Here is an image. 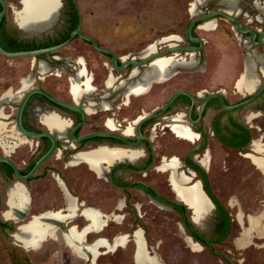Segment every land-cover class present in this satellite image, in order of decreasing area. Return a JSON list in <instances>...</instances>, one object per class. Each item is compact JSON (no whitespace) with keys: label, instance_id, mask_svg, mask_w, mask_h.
<instances>
[{"label":"flooded vegetation","instance_id":"obj_1","mask_svg":"<svg viewBox=\"0 0 264 264\" xmlns=\"http://www.w3.org/2000/svg\"><path fill=\"white\" fill-rule=\"evenodd\" d=\"M3 1L6 10L0 22V47L8 52L33 50L41 48L37 47L41 44H58L67 39L78 24L77 10L80 12V9L76 0H61L60 16L55 20L54 13L51 21L52 31H44L43 38L40 36L43 30L27 32L19 27L15 13L21 9V0ZM194 2V11L191 12L190 5ZM192 3L188 11L192 15L197 9L195 16L226 8L236 15L243 27L254 31V42L264 32V0H194ZM1 8L0 3V11ZM75 16L77 23L74 25ZM218 20L227 21L233 29L232 22L218 15L211 22H201L194 26L192 35L198 37L196 28L217 30L220 27ZM236 34L239 36L237 39L240 54L244 56L245 52L253 59L247 57L245 63L250 60L253 73H260L264 77V65H260V58H264V36L261 44L255 47L250 42L248 32ZM91 38L98 46L106 48ZM201 39L203 45L193 56L182 52L173 57L176 61L186 63L192 59V65L179 64L159 76L144 75L147 64L138 67L130 65L116 70L112 67L110 55L96 50L90 42L78 36L73 37L66 47L78 40L79 47L93 50L92 55L59 54V50L36 58L30 57L34 59L31 70L38 60L48 59L44 62L49 68L37 71L39 74L36 76L26 75V56L8 57L0 53V157L9 160L23 176L19 177L10 164L0 162V199L1 211H4L0 213V221L7 223L3 227L4 232L12 236L20 222L24 223L45 213L60 212L64 216L61 221L63 227H75L77 231L83 227L88 229L85 233L88 245H92L97 239H103L109 248H125L129 246L126 243L133 238L132 235L136 231L140 230L143 238L146 234L141 219L146 214L143 208L145 204L167 207L180 217L181 224L183 220L186 223L189 215L185 208L177 207L181 205L174 202L176 195L171 197L157 191L152 174L155 171L168 172L166 180L169 181L170 171L163 166L175 157L176 169L189 178V181L193 176L190 170L195 173L194 177L199 178L192 164L201 166L202 163L196 162V158L206 154L204 152L207 149L204 146L207 140L213 139L221 143L220 135L233 139L239 134L232 126L234 119H224L225 113L220 116L223 109L217 98H210L202 108L200 99L219 90L222 91L226 104H234L249 97L247 94L232 103L228 100L224 94L225 90L219 88L216 70L209 68L208 54L204 51L207 40ZM27 41L35 46L28 47ZM157 43L162 42L160 40ZM152 44L136 54L111 51L116 57V64L120 65L124 56L125 59H142L139 55H148L149 53L142 55V52ZM180 44L198 46L186 37ZM245 48L249 52H246ZM243 73L244 69L242 75ZM27 77H30L31 81L24 86L22 80ZM237 83L233 88L237 87ZM33 88L58 101L76 106L79 110L60 106L42 93H32L22 109L19 127L16 113L20 98ZM6 92H9V96L2 99ZM176 92L188 94L176 95L165 108L170 97ZM260 95L264 96V90ZM259 96L253 103H258L264 108V101ZM242 108L244 107L239 109ZM51 114L61 124L60 131L46 122L45 117ZM236 121L243 124L239 120ZM96 132L101 135L78 139ZM53 140L55 147L50 157L33 174L24 178L52 148ZM221 144L242 152L240 148ZM249 144L243 148L249 147ZM98 150L102 154L93 167L86 161L85 156ZM17 186L25 195L26 206L16 210V219H11L7 218L5 212L8 210L2 209V206L8 205V200ZM69 202L76 205L78 213L72 214ZM136 204L139 206L138 211ZM84 208L98 214V224L92 228H88L91 225L89 220L81 215ZM20 213H24L22 218ZM79 216L84 220L80 222V226L79 223H74ZM186 226L187 230L182 228L183 233L195 241L196 229L204 233L187 223ZM62 232V227L57 226L53 236L49 238L57 240L58 236L62 237ZM121 235H127L129 239L123 244L113 246V238ZM205 240L206 245L199 243L213 253V245L209 243L208 238ZM43 243L38 248H43ZM145 245L147 248L146 241ZM220 257L226 264H234L223 256Z\"/></svg>","mask_w":264,"mask_h":264},{"label":"rangeland","instance_id":"obj_2","mask_svg":"<svg viewBox=\"0 0 264 264\" xmlns=\"http://www.w3.org/2000/svg\"><path fill=\"white\" fill-rule=\"evenodd\" d=\"M193 1L76 0L82 17V31L103 47L121 54H136L152 43H155L158 49L165 42L159 44L157 42L171 35L184 41L187 22L193 17L188 11ZM195 13H198L197 9ZM218 21L220 27L215 31L205 28H196L195 31L198 37L207 40L204 51L208 54L209 68L216 70L219 88L225 90V96L232 103L249 94L248 91L239 90L238 87L233 88V85L235 86L236 80L243 72L246 58L253 59L245 52L244 56L240 54L239 39H237L239 36L229 23L225 20ZM44 33L43 31L40 34L43 38ZM78 45L79 41L75 40L70 46L61 49L59 54H93V50ZM245 51L249 52L246 48ZM32 60L34 59L30 57L24 59L26 75L36 76L39 74L37 71L49 68L44 62L48 60L46 58L38 60L31 70ZM260 60V65H264V58ZM262 76L259 73L257 80H264ZM223 117L241 121L251 130L252 140L251 145L240 152L209 139L204 146L207 149L204 152L206 154L196 158V162L199 161L204 165L214 193L232 217L229 236L223 243L214 245V250L228 255L234 264H264V167L261 165L264 161V108L258 103H252L242 109L225 113ZM172 158L163 166L170 171L171 186L166 180L168 172L155 171L152 177L157 191L178 197L173 183L181 189H189L192 185L184 186L190 179L182 172L175 173L177 164L175 157ZM204 202L206 203L205 200ZM206 205L209 210L211 206L209 207L207 203ZM7 206L3 205L2 209L8 210ZM138 207L136 204L135 208ZM143 208L146 211L145 216L141 218L146 232L144 239L149 254L153 255L148 256L141 234L142 253L145 258L157 257L163 264H226L222 257L214 255L208 248L191 244L182 231L180 217L172 210L155 204H145ZM190 214L188 210V215ZM126 218L128 219V216ZM83 221L82 216H79L74 223H79L80 226V222ZM110 221L108 218V222ZM215 227V215L214 211H211L204 223L203 232L211 237ZM134 235L126 243L129 246L125 248L109 250L108 243L103 239L87 245L86 249L92 257L96 248L99 253L95 262L88 264H136L135 252L138 250V239L134 238ZM92 238L93 236L89 239ZM116 238L119 240L115 243ZM116 238H113V246L124 243V237ZM13 240L18 243L12 236H0V264H12L6 247L16 245ZM101 246L107 248H99ZM24 253L31 264H84L87 261V258L78 256L64 242L63 236H58L57 240L49 238L43 243V248L26 250Z\"/></svg>","mask_w":264,"mask_h":264},{"label":"bare ground","instance_id":"obj_3","mask_svg":"<svg viewBox=\"0 0 264 264\" xmlns=\"http://www.w3.org/2000/svg\"><path fill=\"white\" fill-rule=\"evenodd\" d=\"M22 8L20 11L15 13V18L19 26L25 29L27 32L30 30H43L48 24L51 23L54 16V10L56 7V0H21ZM190 11H194L195 2L190 5ZM206 27V26H205ZM25 32V31H24ZM32 34V33H31ZM27 35V34H26ZM179 40L175 36L163 37L161 42L167 40ZM157 50L156 44L150 45L147 49L142 52L143 54L152 53ZM187 65L190 66L193 64V60L190 59L189 62H179L175 58H162L151 63L145 70L144 75L159 76L163 74L168 69L174 68L176 65ZM44 68V66H42ZM264 73V68L262 69ZM31 78L27 77L22 80L24 86L28 85ZM256 77L253 73L252 63L250 60H247L245 63L244 73L237 83V87L242 91H249L255 85ZM74 89V86H72ZM9 96V92H6L2 99H6ZM46 122L52 128L60 131L61 124L56 120V118L51 114L45 117ZM101 151L98 150L90 155L85 156L86 161L89 162L91 166H95V162L99 160L101 156ZM206 160V159H205ZM261 165L264 167V161L261 162ZM170 182V181H169ZM173 182V181H172ZM174 188L177 191L178 197L183 199L192 209L193 220L196 222L200 218V213H206L208 206L204 202V199L199 195V185L198 183L192 184L189 189H181L173 183ZM8 211L5 212L7 218H13L14 212L16 210L24 209L26 206L25 195L23 194L21 188L17 186L13 191L12 195L8 200ZM69 208L72 211V214H76L77 207L73 202H69ZM209 211V210H208ZM16 213V212H15ZM82 215L90 221V226L92 228L98 222V214L91 209H84ZM16 215V214H15ZM64 220V216L60 212L56 213H45L38 216L30 218V221L26 224L19 226L14 233V239L22 245L27 251L29 250H38L39 246L49 237L53 236V229L51 226L53 221L61 222ZM255 222V221H254ZM87 229V228H86ZM83 230L79 232L75 227L63 230L62 236L64 242L72 248V250L80 257L89 259L92 257L89 250H87V244L83 241V234L86 231ZM134 238L138 239V250L135 255L136 264H162L157 257L152 259H147L143 256L142 253V242L141 232L138 231L135 233ZM119 238L115 239V243ZM98 250V249H97Z\"/></svg>","mask_w":264,"mask_h":264},{"label":"water","instance_id":"obj_4","mask_svg":"<svg viewBox=\"0 0 264 264\" xmlns=\"http://www.w3.org/2000/svg\"><path fill=\"white\" fill-rule=\"evenodd\" d=\"M0 3L2 5L1 11H0V22H1L2 17L4 15V13H5V10H6V4H5V2L3 0H0ZM56 3H57V7L55 9V20L58 19L59 16H60L59 11H60V7H61V3L62 2H61V0H56ZM21 8H22V6H21ZM20 10L21 9H19V11ZM77 15H78V24H77L76 28L73 29L70 32L68 38L65 39L63 42H60V43L54 44V45H50V46H46V47H41V48L33 49V50L16 51V52H8V51L3 50L0 47V53L3 54V55H5V56H8V57L26 56V57L36 58L39 55L49 54V53H53V52H56V51H59V50L63 49L64 47H66L71 42V40L73 39V37L78 36V37H81L82 39H84L85 41L90 42L96 50H98V51H100L102 53H105V54L110 55L111 56V64H112V67L114 69H116V70H122V69H124V68H126L127 66H130V65L133 66V67H138V66H142V65L147 64V66L145 67V68H147L151 63H153L154 61H156L158 59L175 57L176 55H179L182 52L184 54H189L190 57L193 56L195 54V52H198L201 49L202 45H203V40L201 38L194 37L192 35V29H193V27L196 26L197 24L201 23V22H211L213 20V18L216 17V16H218V15L219 16H222L226 20L232 22L233 29H234V31L236 33H238V34H245V33L248 32L250 34V42L255 47H257V46H259L261 44V42L263 40V36H264V32H262L260 34L259 39L256 42H254V37H255L254 31L252 29H250V28L243 27L242 24L240 23V21L238 20V18L236 17V15H233L232 12L227 11L226 8L223 9V10L209 11V12H207V13L201 15V16H195L196 13H194V14H192L194 16L191 18V20L188 22V24H187V26L185 28V37H186V39L188 41H190L192 43L198 44V46H194V45H181L179 42L166 41L163 44L162 47L158 48L154 52H152V53H150V54H148L146 56L139 55V57H142V59H140V60H136L135 57H132L130 59H125L126 56H124L123 57L124 60H122L121 64L120 65H117L116 64V57H115L114 53L111 50L106 49V48H102V47L98 46L97 43L90 36L85 35L81 31L82 18H81L80 12L78 10H77ZM21 30H23V29L21 28ZM43 31H46V32L52 31V23H50L46 28H44ZM171 36H173V35H171ZM241 76H242V73L240 74V76L236 80V83L241 78ZM255 76H256L255 85L253 86L252 90L249 91V94H248L249 97L248 98H246V99H244L242 101H239L237 103H234V104H226L225 101H224V97H223L222 91L219 90V91H216V92L209 93L206 96L202 97L200 99V101H201V108L204 106V104L210 98H217L219 100V102H220L221 108L224 111H227V112L234 111V110L239 109L241 107H245V106H248V105L252 104L256 100V98L260 95V93L264 90V82H260L259 80H257V75L256 74H255ZM236 83H235V85H236ZM36 92L44 94L50 100H52L53 102L59 104L60 106H63V107H66V108L72 109V110H79L76 106H73L71 104H67V103L58 101V100H56V99L48 96L46 93H44V92H42V91H40L38 89L33 88V89L28 90L20 98V102H19V105H18V108H17V113H16V122H17V124H18L19 127H20V115H21L22 109L24 107V104H25L26 100L28 99V97L32 93H36ZM180 93L188 94L187 92H176V93H174L170 97V99H169L167 105L165 106V108H167V106L170 104V102L173 100V98L176 95L180 94ZM26 133L29 134V135H36V134L29 133V132H26ZM39 135H47V134H39ZM100 135H101V133H97L96 132V133H91V134L86 135V136H82L81 138H78V139H83V138L92 137V136H100ZM250 145H251V143L249 144V146ZM54 147H55V141L53 140V146H52V148L42 158L39 159V161L35 164V166L29 172V174L27 176H24V178L25 177H29L31 174H33L37 170V168L44 161H46V159H48L50 157V155L52 154V152L54 150ZM0 162H6V163L10 164L12 166V168L15 170L16 174L19 177H22L23 178V176H21L17 172L15 166L9 160H7L4 157H0ZM201 166L204 168V166L202 164H201ZM190 172L193 174V176L191 177L192 180L191 181H187L184 186L185 187H189V186H191L194 183H198V185H199V195L206 201V203L209 205V207L211 206V208H209V211H207L206 213H203V212L200 213V218L195 222L193 220V214H192L191 207L183 199H181V198H179V197L176 196V200L174 202L177 203V204H179V205H181V206H183L185 208L186 213H188V210H190V212H191V214L189 215L190 220L196 225V227L199 230L203 231L204 230V223H205V221L207 220V218L211 214V211H214V205L212 204V202L210 201V199L208 198V196L204 192V189L202 187V183H201L200 179L194 177V174L195 173L193 171L190 170ZM175 173L180 174L181 171H178L176 169L175 170ZM0 213H4V211L3 212L1 211V199H0ZM20 216H21L20 218H22L24 216V213H20ZM15 221H18V220H15ZM29 221H30V219L28 221L24 222V223H19L17 225V228L19 226L23 225V224H26ZM51 224H52L51 229H53V232L57 228V226L62 227L63 230H68V229L73 228V227H69V228L63 227L62 226V224H63L62 222H55V221H53V223H51ZM181 226H182L183 229H186L187 230V226H186V223H185L184 220H183ZM83 229H85V227H83L80 230V232ZM14 233H12V237H13ZM121 236L125 238L124 243H125V241H127L129 239V236H127V235H121ZM132 237H133V235H132ZM187 239H188V241L191 244L198 245V246H202L203 247V245H201L198 241H195L191 236L187 235ZM99 240H101V239H97L95 242H97ZM83 241H84L85 244H87L86 241H85V234L83 235ZM143 241H144V247H145V250H146L148 256H150V257L153 256V255H150L149 254V251L147 250L146 245H145L144 238H143ZM13 242L16 245L22 247L26 251V249L22 245L16 243L14 240H13ZM109 249L110 250H113L114 248H109ZM213 253L215 255L223 256L226 260H228L229 262H232V260L230 259V257L228 255H226L225 253L216 252V251H213ZM98 254L99 253H98V250L96 248V252H95L94 256L93 257H90L89 259H87V261L84 264L94 263L95 260H96V258H97V256H98Z\"/></svg>","mask_w":264,"mask_h":264},{"label":"trees","instance_id":"obj_5","mask_svg":"<svg viewBox=\"0 0 264 264\" xmlns=\"http://www.w3.org/2000/svg\"><path fill=\"white\" fill-rule=\"evenodd\" d=\"M76 23H77V19L75 16L74 25ZM27 46L33 47L35 45L27 41ZM45 46L47 45L41 44L37 47H45ZM259 97H261L262 100L264 101V96L260 95ZM224 113H226V111L222 110L220 112V116L223 115ZM232 126L236 130V132H238L239 134H236L233 139L231 138L228 139L225 136L220 135L219 141L225 145H228L230 147H237V148L242 149V151H244L245 148L243 147L248 145L250 141L252 140L251 130L236 120L232 122ZM192 166L198 172V176L202 183L204 192L206 193V195L208 196V198L214 205V215H215V220H216V227L214 229L213 236L208 237L205 233L199 232L196 229V233H197L196 241L200 242L203 245H206L207 242L205 238H208L209 243L213 245L214 247V245L223 243L229 236L231 228H232V217L229 214L225 205L221 202V200L214 193L210 185L209 178H208V175L205 169L194 163L192 164ZM177 207L182 209L183 206H177ZM186 223L187 225L196 228L194 223L190 220L189 216L186 219ZM6 224L7 223L0 221V236L2 237L8 236V234L5 233L3 229V227ZM11 229L13 230V227ZM6 248H7L9 260L12 264H31L30 261L28 260V257L24 253L25 250L22 247L18 245H8Z\"/></svg>","mask_w":264,"mask_h":264}]
</instances>
